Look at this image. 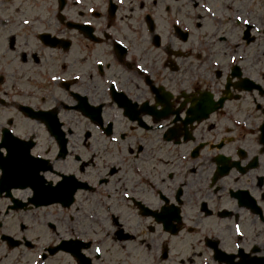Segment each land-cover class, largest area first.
<instances>
[{"label": "flooded vegetation", "instance_id": "1", "mask_svg": "<svg viewBox=\"0 0 264 264\" xmlns=\"http://www.w3.org/2000/svg\"><path fill=\"white\" fill-rule=\"evenodd\" d=\"M7 163L0 264H264V0H0Z\"/></svg>", "mask_w": 264, "mask_h": 264}, {"label": "rangeland", "instance_id": "2", "mask_svg": "<svg viewBox=\"0 0 264 264\" xmlns=\"http://www.w3.org/2000/svg\"><path fill=\"white\" fill-rule=\"evenodd\" d=\"M57 212L54 211L53 209H47V210H40L37 212H33L25 217L26 221L28 222L27 225V231L29 230L28 234L30 238L31 232H36L39 231L42 233L43 237L41 239H48L52 233L51 232V225L53 223V219L57 216ZM34 223V224H31ZM33 258V255L31 253H27L25 259L27 260H22L20 264H29V261ZM6 262V261H5ZM10 263V262H8Z\"/></svg>", "mask_w": 264, "mask_h": 264}, {"label": "water", "instance_id": "3", "mask_svg": "<svg viewBox=\"0 0 264 264\" xmlns=\"http://www.w3.org/2000/svg\"><path fill=\"white\" fill-rule=\"evenodd\" d=\"M17 179H20V178H17ZM37 198H38L39 200H43V199H45L42 195H39Z\"/></svg>", "mask_w": 264, "mask_h": 264}, {"label": "snow or ice", "instance_id": "4", "mask_svg": "<svg viewBox=\"0 0 264 264\" xmlns=\"http://www.w3.org/2000/svg\"><path fill=\"white\" fill-rule=\"evenodd\" d=\"M25 22H27V21H25Z\"/></svg>", "mask_w": 264, "mask_h": 264}]
</instances>
